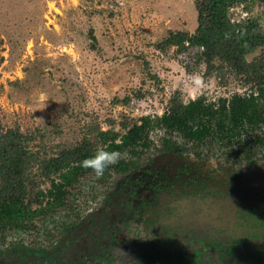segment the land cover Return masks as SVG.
Here are the masks:
<instances>
[{
	"label": "rangeland",
	"instance_id": "obj_1",
	"mask_svg": "<svg viewBox=\"0 0 264 264\" xmlns=\"http://www.w3.org/2000/svg\"><path fill=\"white\" fill-rule=\"evenodd\" d=\"M195 2L0 0L1 128L31 137L28 149L48 158L83 137L91 139L96 129L123 134L122 125L155 122L175 93L184 105L200 99L213 106L233 96L255 95L253 85L226 70L204 75L194 50L176 55L172 49L160 53L151 47L169 31H194ZM229 18L255 20L264 33V0H245L229 10ZM258 54L254 51L245 60ZM194 76L200 77V85ZM145 132L150 142L183 139L157 125ZM257 132H243L239 144L253 141ZM30 175L35 176L38 200L45 202L49 182L38 178L35 168ZM97 182L90 174L78 181L83 200L82 191L97 188ZM53 222L50 215L47 220L36 216L29 228H0V250L17 242L41 244Z\"/></svg>",
	"mask_w": 264,
	"mask_h": 264
},
{
	"label": "flooded vegetation",
	"instance_id": "obj_2",
	"mask_svg": "<svg viewBox=\"0 0 264 264\" xmlns=\"http://www.w3.org/2000/svg\"><path fill=\"white\" fill-rule=\"evenodd\" d=\"M165 132L183 139L138 141L102 177L78 176L60 205L46 196L39 216L54 222L44 240L0 250V264H126L120 249L128 264H264V123L211 126L198 140ZM89 174L99 186L83 200Z\"/></svg>",
	"mask_w": 264,
	"mask_h": 264
},
{
	"label": "trees",
	"instance_id": "obj_3",
	"mask_svg": "<svg viewBox=\"0 0 264 264\" xmlns=\"http://www.w3.org/2000/svg\"><path fill=\"white\" fill-rule=\"evenodd\" d=\"M244 1L196 0L194 31L191 34L169 31L151 47L160 53L172 49L176 55L194 50L196 62L204 65V75L226 70L245 84L253 85L255 95L233 96L213 106L204 105L200 99L184 105L175 93L168 101L167 111L155 122L145 119L130 128L122 125L123 134L96 129L91 139L83 137L74 147L61 149L48 158H41L28 149L31 137L0 126V228H23L24 223L42 212L38 208L31 210V205H41L35 176L30 175L33 168L38 178L49 182L46 196L50 201L47 204L54 207L61 204L62 190L90 171L82 168L80 162L98 147L108 151L131 147L145 140V131L155 125L198 140L211 126L218 133H230L243 125L264 123V33L255 20L231 21L229 18V10ZM88 37L94 42L91 30H88ZM257 50V58L247 62L245 57ZM53 177H58L59 183H54Z\"/></svg>",
	"mask_w": 264,
	"mask_h": 264
},
{
	"label": "clouds",
	"instance_id": "obj_4",
	"mask_svg": "<svg viewBox=\"0 0 264 264\" xmlns=\"http://www.w3.org/2000/svg\"><path fill=\"white\" fill-rule=\"evenodd\" d=\"M193 81L195 84L200 85L201 80L199 76H194ZM120 159V153L117 151H108L103 147H98L95 152L85 157L81 162L80 166L84 169H90L94 172L97 178L104 175L105 170L110 166L116 164ZM120 252L124 255L126 264H128L127 254L120 249Z\"/></svg>",
	"mask_w": 264,
	"mask_h": 264
}]
</instances>
